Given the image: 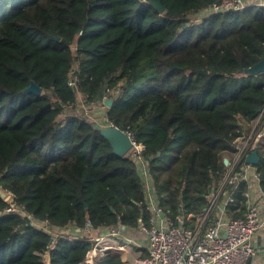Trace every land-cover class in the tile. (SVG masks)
Here are the masks:
<instances>
[{
  "label": "trees",
  "instance_id": "obj_1",
  "mask_svg": "<svg viewBox=\"0 0 264 264\" xmlns=\"http://www.w3.org/2000/svg\"><path fill=\"white\" fill-rule=\"evenodd\" d=\"M213 1L0 0V189L24 212H6L0 197V264H46L52 235L43 222L62 235L48 264H85L93 243L77 229L86 220L136 228L149 216L138 166L85 118L77 91L91 105L112 88L107 121L143 146L162 210L205 208L235 138L264 106V73L245 72L264 54V8L191 22ZM31 82L40 94L25 91ZM257 153L264 190V138ZM241 193L232 217L244 213Z\"/></svg>",
  "mask_w": 264,
  "mask_h": 264
},
{
  "label": "built area",
  "instance_id": "obj_2",
  "mask_svg": "<svg viewBox=\"0 0 264 264\" xmlns=\"http://www.w3.org/2000/svg\"><path fill=\"white\" fill-rule=\"evenodd\" d=\"M255 6L264 8V0H214L192 17L191 22L198 23L210 15L241 11ZM76 73V68L69 72L68 85L71 87H76ZM111 91L112 88L106 90L102 100L91 105L76 92L78 106L85 110L93 123L104 121L111 125L106 118L109 108L104 103ZM100 107V116L92 118L96 108L98 110ZM125 133L131 142L126 155L131 156L143 177L149 216L146 220H139L136 228L118 225L109 229H98L86 220L82 228L77 229L80 232L79 237L93 243L86 253L84 263L94 264L97 258L115 255L121 258L122 264H253L256 254L253 238L264 231V190L259 185L257 168L247 163L245 158L251 151H258L259 143L264 138V106L235 138L234 152L225 157L228 160L225 173L211 189L205 208L195 215H172L155 202L149 192L150 177L142 159L144 148L136 143L130 133ZM240 191L244 198V213L242 216L232 217L228 207L236 205L235 197ZM3 199L8 204L6 212H19L24 215L22 209L16 207L10 192H6ZM27 216L31 224L40 225L29 214ZM40 226L52 235L48 251L42 255L48 264L49 250L56 238L62 235L52 230L47 222ZM76 237L72 233L67 236L70 241H74Z\"/></svg>",
  "mask_w": 264,
  "mask_h": 264
},
{
  "label": "water",
  "instance_id": "obj_3",
  "mask_svg": "<svg viewBox=\"0 0 264 264\" xmlns=\"http://www.w3.org/2000/svg\"><path fill=\"white\" fill-rule=\"evenodd\" d=\"M153 6L159 11H163V6L156 1H152ZM246 73L249 74H261L264 73V54L259 62L252 65L248 69L245 70ZM26 92H33L35 94H40L41 89L40 87L36 86L33 82L25 89ZM104 103L110 108L113 105V102L110 98H106ZM95 124V128L99 129L100 134L109 142L112 151L119 155L124 156L127 154L129 148L131 147V142L129 140L128 135L120 130L117 127L107 125L104 121H99ZM247 163H250L254 166H257L260 157L257 153V150L251 151L245 158ZM228 160L226 158L223 159L224 165H226ZM6 196V192L0 189V197L3 199Z\"/></svg>",
  "mask_w": 264,
  "mask_h": 264
},
{
  "label": "crops",
  "instance_id": "obj_4",
  "mask_svg": "<svg viewBox=\"0 0 264 264\" xmlns=\"http://www.w3.org/2000/svg\"><path fill=\"white\" fill-rule=\"evenodd\" d=\"M253 243L256 250V254L252 260L253 264H264V231L255 235Z\"/></svg>",
  "mask_w": 264,
  "mask_h": 264
},
{
  "label": "rangeland",
  "instance_id": "obj_5",
  "mask_svg": "<svg viewBox=\"0 0 264 264\" xmlns=\"http://www.w3.org/2000/svg\"><path fill=\"white\" fill-rule=\"evenodd\" d=\"M199 23V22H198ZM91 107V106H90ZM95 107V106H94ZM79 109H81L82 110V113H84V116H85V118H87L89 121H92L91 120V118L90 117H88L86 114V112H85V110L83 109V108H81L80 106L78 107ZM101 107L100 108H98V110H97V108H96V113H95V115H91V117L92 118H94V117H96V116H100V112H101ZM86 110H88V108L86 109ZM93 112H94V108H93ZM60 119H62V116L60 117ZM97 120V119H96ZM139 233V232H138ZM136 236H137V234H136ZM108 242V241H107ZM128 246V245H127Z\"/></svg>",
  "mask_w": 264,
  "mask_h": 264
}]
</instances>
